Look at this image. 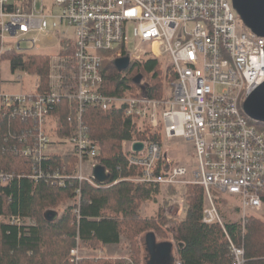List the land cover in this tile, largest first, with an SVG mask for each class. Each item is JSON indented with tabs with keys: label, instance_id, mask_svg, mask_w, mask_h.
Masks as SVG:
<instances>
[{
	"label": "built area",
	"instance_id": "2783aa9c",
	"mask_svg": "<svg viewBox=\"0 0 264 264\" xmlns=\"http://www.w3.org/2000/svg\"><path fill=\"white\" fill-rule=\"evenodd\" d=\"M41 39L58 47L42 46ZM108 51L114 62L131 61L119 71L126 86L117 94L106 90L102 71ZM38 55L48 58L45 90L41 75L29 72L30 58ZM15 58L23 62L14 65ZM148 59L163 65L160 98L150 97L143 74L140 84L134 79L141 73L129 80V70ZM5 73L17 75L6 82L11 85L33 78L35 90H6ZM263 83L264 38L243 23L233 0H0V122L15 130L7 135V150L33 164L28 176L0 171V219L20 230L34 226L22 214H2L6 191L23 178L57 187L71 180L95 188L109 184L95 177L101 146L84 120L89 108H98L122 111L134 124V136H141L122 144L137 174L114 184L125 180L164 190L162 213L174 223L183 220L186 205L179 189L202 187V222L224 230L214 193L228 195L240 203L246 233L248 220L264 214V131L250 123L243 106ZM177 138L192 144L193 166L169 157L166 142ZM136 143H143L141 151L134 150ZM67 147L72 153L60 152ZM54 155L75 157L74 174L44 170ZM73 201L80 221V190ZM227 237L233 264H251L245 248ZM80 259L74 248L71 264ZM174 264H182L179 255Z\"/></svg>",
	"mask_w": 264,
	"mask_h": 264
},
{
	"label": "trees",
	"instance_id": "16d2710c",
	"mask_svg": "<svg viewBox=\"0 0 264 264\" xmlns=\"http://www.w3.org/2000/svg\"><path fill=\"white\" fill-rule=\"evenodd\" d=\"M114 52H104L102 71L107 79L106 90L110 94L122 91L125 80L119 81L120 73L111 57ZM22 58L13 61L21 64ZM48 58L38 55L30 58L28 67L42 77V89L48 87ZM25 67V66H24ZM157 59L133 66L129 70L132 82L136 74L150 77L149 95L160 98L163 92V72ZM174 81V77L170 79ZM84 120L89 128L91 139L98 141L101 148V166L109 172V184L98 188L87 182L71 180L67 186H54L41 181L38 184L23 178L16 181L6 191L3 199L2 214H22L32 217L36 225L28 230L8 225L0 219V264H71V251L77 247L78 239L88 243L91 248L120 244L124 238L134 264H142L141 236L152 235L167 239L168 226L173 221L164 217L162 212L152 218H143L141 207L144 201L158 191L154 186H145L130 181L114 182L135 176L136 170L129 168L123 154L124 141L141 139L134 136V124L124 118L122 111L104 112L98 108H89ZM62 123L67 126L66 117ZM259 130L264 124L250 121ZM10 131V132H9ZM9 121L0 122V171L16 176H28L33 170L30 160L20 157L8 149L7 135L14 133ZM63 132V131H62ZM155 141H160L156 137ZM77 159L70 155H54L44 164V170L74 174ZM66 168V169H64ZM64 169V170H63ZM81 191L80 215L78 221L74 213L76 207H68L62 216L54 220L46 217L49 211H55L61 204L74 200ZM184 218L176 223L179 236L178 254L182 264H233L230 242L227 237L245 248L246 258L251 264H264V222L250 218L246 224V233L239 223H225V230L218 224L206 225L202 222L205 206V192L202 187H186ZM170 194H177L170 188ZM158 193V192H157ZM111 211L114 217H109ZM82 264H129L125 259L113 262L103 259H85Z\"/></svg>",
	"mask_w": 264,
	"mask_h": 264
},
{
	"label": "rangeland",
	"instance_id": "374dc122",
	"mask_svg": "<svg viewBox=\"0 0 264 264\" xmlns=\"http://www.w3.org/2000/svg\"><path fill=\"white\" fill-rule=\"evenodd\" d=\"M41 45L42 46H47L51 48H57L58 45L57 43H51L45 39H41ZM163 68V65H161ZM161 68L163 72V82H164V71ZM30 73L34 74V71L30 69ZM4 79L7 80H13L17 78V75H15V78L10 77L8 73L4 74ZM150 78H152V75L150 77L147 76V81L150 82ZM6 89L10 90L11 92H25L29 93L35 90L34 82H31L30 79L26 78L24 80V85H7ZM8 90V91H9ZM164 92V88H163ZM166 150L168 151L169 157L173 160L175 164H182L185 166H193L195 164V156L192 154L193 147L192 144L186 142L183 139L177 138L171 142H166L165 145ZM61 153L67 154V153H72L69 151V147L66 149L61 150ZM182 191V193H185L186 191L184 189H179ZM158 192V193H157ZM155 193H152V196L150 199L147 201H144L141 207V214H153L156 210L157 212L155 213L154 216L156 217L159 215V212H162V208L158 210L159 206L161 204L162 207V200L165 197V195L162 193V189H158V191ZM214 197L216 199V206L218 208V211L220 213V216L222 218V221L224 223L231 222V223H239L240 224V203L237 199L230 197L228 195H224L221 193H214ZM74 204L73 200H69L63 204H61L57 209H53L55 211H58V219L62 216V214L65 212V210L72 206ZM107 215L110 217H114L115 214L112 213L111 211L107 212ZM143 217V216H142ZM151 217V218H152ZM29 218L28 223L36 225V220L32 217H27ZM252 218H256L264 222V214L262 217L255 216ZM174 223V222H173ZM177 224H171L168 226V237L167 239H161V238H156V240L160 242H165L167 244L171 243L172 246L174 247V252L175 255L177 254V251L179 250V236H178V228ZM142 243H141V257H142V264H146V258L148 254L142 249V246L146 243L145 240L143 241V236H141ZM129 243L123 238L121 240V243L119 245H109L106 247L102 248H91L89 247L88 243H82L78 242L77 247L79 249V257H81L80 262L78 264H82V262L85 259H103L106 261H111L113 262L116 259H125L127 263L132 260V255L131 251L129 249ZM169 246V245H168ZM75 247V248H77Z\"/></svg>",
	"mask_w": 264,
	"mask_h": 264
},
{
	"label": "water",
	"instance_id": "95a60500",
	"mask_svg": "<svg viewBox=\"0 0 264 264\" xmlns=\"http://www.w3.org/2000/svg\"><path fill=\"white\" fill-rule=\"evenodd\" d=\"M233 6L240 16L243 23L251 29L257 36L264 38V0H233ZM130 58L125 57L114 62L118 71H123L129 68ZM143 75H137L134 82L140 84ZM244 112L246 116L256 122L264 124V83L253 91L244 103ZM143 143L134 145L135 151H141ZM95 177L99 182H108L109 175L105 174V169L101 166L96 168ZM58 216L55 211H49L46 215L48 219L54 220ZM146 243L150 249H158L159 253L155 255L153 264H168V258L175 262V258L171 254V246L166 243H158L152 235H147ZM161 255V256H160ZM160 256V258H159Z\"/></svg>",
	"mask_w": 264,
	"mask_h": 264
},
{
	"label": "crops",
	"instance_id": "0c3cea01",
	"mask_svg": "<svg viewBox=\"0 0 264 264\" xmlns=\"http://www.w3.org/2000/svg\"><path fill=\"white\" fill-rule=\"evenodd\" d=\"M11 77V76H10ZM4 78V77H3ZM26 78H28V79H30V81L31 82H34V79L33 78H30V77H25L24 78V80L26 79ZM24 80H23V82L22 83H17V84H15V85H12V86H16V85H18V84H20V85H24ZM4 81H5V89H6V86L7 85H11V84H9V83H6L7 81H9V80H7V79H4ZM7 90V89H6ZM9 90V89H8ZM10 91V90H9ZM11 92V91H10ZM15 93H24V92H15ZM60 135H62L61 133H60ZM63 150V149H62ZM72 151V149H71V147H69V151ZM60 152H61V150H60ZM162 193L164 194V190H162ZM163 204H164V198H163V200H162V207H163ZM144 205V204H143ZM159 206V208H158V210H160V208H162L161 207V204L160 205H158ZM143 208V207H142ZM55 212H57L58 213V211H55ZM157 212V210L153 213V214H143V212H142V216H143V218H151L152 216H154L155 215V213ZM58 216H59V214H58ZM57 216V217H58ZM147 239V234H144L143 235V241L145 240V242L147 241L146 240ZM158 242V241H157ZM121 243V242H120ZM159 243V242H158ZM160 243H165L164 241L163 242H160ZM167 244H168V242H167ZM111 245H119V244H111ZM148 244L147 243H145L143 246H142V249L144 250V248H145V251H146V253H148V246H147ZM168 245H170L171 246V254H172V256L175 258L177 255H175V252H174V247L172 246V244L171 243H169ZM106 246H109V245H105L104 247H106ZM177 254H178V251H177ZM179 255V254H178ZM146 264H151V263H148V261H147V258H146V262H145Z\"/></svg>",
	"mask_w": 264,
	"mask_h": 264
},
{
	"label": "flooded vegetation",
	"instance_id": "af4514ba",
	"mask_svg": "<svg viewBox=\"0 0 264 264\" xmlns=\"http://www.w3.org/2000/svg\"><path fill=\"white\" fill-rule=\"evenodd\" d=\"M148 256H147V261H148V263H151V264H153V261L155 260V255H157V253H159V250L158 249H150V248H148ZM161 256V255H160ZM160 256H159V258H160ZM168 264H172V260L170 259V257L168 258V262H167Z\"/></svg>",
	"mask_w": 264,
	"mask_h": 264
}]
</instances>
